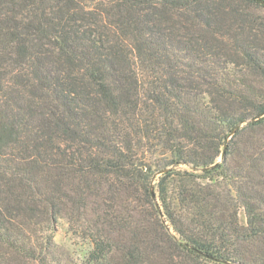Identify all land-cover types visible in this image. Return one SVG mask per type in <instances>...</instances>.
<instances>
[{
    "label": "trees",
    "instance_id": "16d2710c",
    "mask_svg": "<svg viewBox=\"0 0 264 264\" xmlns=\"http://www.w3.org/2000/svg\"><path fill=\"white\" fill-rule=\"evenodd\" d=\"M262 113L257 0H0V264H264Z\"/></svg>",
    "mask_w": 264,
    "mask_h": 264
},
{
    "label": "rangeland",
    "instance_id": "374dc122",
    "mask_svg": "<svg viewBox=\"0 0 264 264\" xmlns=\"http://www.w3.org/2000/svg\"><path fill=\"white\" fill-rule=\"evenodd\" d=\"M252 76V75H251ZM253 77V76H252ZM248 86V85H246ZM54 253L59 258H67L68 254L78 255L76 246L78 243L68 232L65 220H60L53 230Z\"/></svg>",
    "mask_w": 264,
    "mask_h": 264
},
{
    "label": "water",
    "instance_id": "95a60500",
    "mask_svg": "<svg viewBox=\"0 0 264 264\" xmlns=\"http://www.w3.org/2000/svg\"><path fill=\"white\" fill-rule=\"evenodd\" d=\"M257 1H259L261 4H264V2H263L262 0H257ZM263 116H264V113H262L261 115H259V116L255 117V118L251 119V121H255V120H257V119H259V118H261V117H263ZM241 126H242V124H240L239 126H237L235 130L239 129ZM235 130L232 131V132L229 134V136H228L226 142H228V140L233 136V134L235 133ZM226 145H227V144H225L224 147H223V151H222V153H221V156H220V160H219V161H222V159H223L224 156H225ZM166 171H167V170H163L162 172L156 174V175L154 176V179H156L157 177H159L161 174L165 173ZM151 195H152L153 198L155 197V194H154L152 188H151ZM230 264H234V263H230Z\"/></svg>",
    "mask_w": 264,
    "mask_h": 264
}]
</instances>
